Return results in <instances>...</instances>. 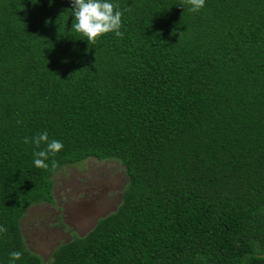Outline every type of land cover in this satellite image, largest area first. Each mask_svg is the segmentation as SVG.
I'll list each match as a JSON object with an SVG mask.
<instances>
[{
    "label": "trees",
    "instance_id": "obj_1",
    "mask_svg": "<svg viewBox=\"0 0 264 264\" xmlns=\"http://www.w3.org/2000/svg\"><path fill=\"white\" fill-rule=\"evenodd\" d=\"M108 2L124 35L89 44L72 0H0V264H43L21 222L88 159L123 164V201L50 264H264V0Z\"/></svg>",
    "mask_w": 264,
    "mask_h": 264
},
{
    "label": "rangeland",
    "instance_id": "obj_2",
    "mask_svg": "<svg viewBox=\"0 0 264 264\" xmlns=\"http://www.w3.org/2000/svg\"><path fill=\"white\" fill-rule=\"evenodd\" d=\"M127 181L126 168L116 160L88 159L59 171L53 203L32 206L21 222L30 251L50 264L59 245L84 237L100 218L118 209Z\"/></svg>",
    "mask_w": 264,
    "mask_h": 264
},
{
    "label": "clouds",
    "instance_id": "obj_3",
    "mask_svg": "<svg viewBox=\"0 0 264 264\" xmlns=\"http://www.w3.org/2000/svg\"><path fill=\"white\" fill-rule=\"evenodd\" d=\"M191 6L190 11L199 12L204 8L206 0H186ZM73 3V15L75 20L72 25V30L83 34L86 37L89 44H95L98 38L108 33H114L117 37H123L124 33L120 31L122 28V16L123 12L119 10L118 5H114L108 0H72ZM22 121H18L21 123ZM25 143H33L39 151L34 152V164L37 168L49 170V156H55L60 152L64 145L59 140H49L47 131L38 134L31 138L25 137ZM46 145L45 148H41V145ZM59 162L55 159L51 161V171L55 172L59 168ZM8 229L4 226H0V233H6ZM23 253L20 251H12L10 253L11 264H15V261L21 259Z\"/></svg>",
    "mask_w": 264,
    "mask_h": 264
},
{
    "label": "flooded vegetation",
    "instance_id": "obj_4",
    "mask_svg": "<svg viewBox=\"0 0 264 264\" xmlns=\"http://www.w3.org/2000/svg\"><path fill=\"white\" fill-rule=\"evenodd\" d=\"M41 204H43V203H41Z\"/></svg>",
    "mask_w": 264,
    "mask_h": 264
},
{
    "label": "crops",
    "instance_id": "obj_5",
    "mask_svg": "<svg viewBox=\"0 0 264 264\" xmlns=\"http://www.w3.org/2000/svg\"><path fill=\"white\" fill-rule=\"evenodd\" d=\"M95 227V226H94Z\"/></svg>",
    "mask_w": 264,
    "mask_h": 264
}]
</instances>
